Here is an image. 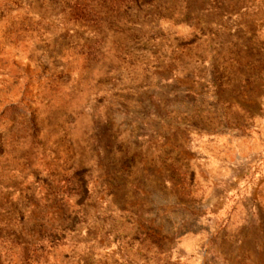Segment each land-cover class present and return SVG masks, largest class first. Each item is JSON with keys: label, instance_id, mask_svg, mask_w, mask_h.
<instances>
[{"label": "rangeland", "instance_id": "1", "mask_svg": "<svg viewBox=\"0 0 264 264\" xmlns=\"http://www.w3.org/2000/svg\"><path fill=\"white\" fill-rule=\"evenodd\" d=\"M0 264H264V0H0Z\"/></svg>", "mask_w": 264, "mask_h": 264}]
</instances>
